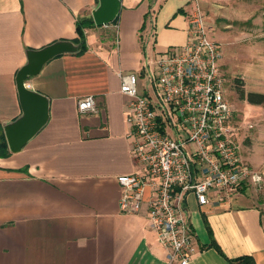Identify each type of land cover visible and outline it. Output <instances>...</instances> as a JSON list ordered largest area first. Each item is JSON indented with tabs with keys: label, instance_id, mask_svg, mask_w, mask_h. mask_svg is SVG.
I'll return each mask as SVG.
<instances>
[{
	"label": "crops",
	"instance_id": "1",
	"mask_svg": "<svg viewBox=\"0 0 264 264\" xmlns=\"http://www.w3.org/2000/svg\"><path fill=\"white\" fill-rule=\"evenodd\" d=\"M97 0H0V133L20 113L14 74L28 49L72 43L75 20ZM191 0H119L115 17L82 27L84 49L44 61L24 79L47 98V118L16 151L0 156V264H165L145 214L118 209L117 174L138 168L124 121L118 71L137 72L166 45L185 41ZM91 94L95 110L80 112ZM3 135V133H2ZM4 139V136H3ZM5 141V140H4ZM241 156L261 175L222 200L183 205L193 236L190 264H229L249 254L264 264V148ZM221 252L208 245L211 240Z\"/></svg>",
	"mask_w": 264,
	"mask_h": 264
},
{
	"label": "built area",
	"instance_id": "2",
	"mask_svg": "<svg viewBox=\"0 0 264 264\" xmlns=\"http://www.w3.org/2000/svg\"><path fill=\"white\" fill-rule=\"evenodd\" d=\"M221 51L207 33L201 12L187 17L186 38L167 46L144 64L147 87L137 72L118 71L119 91L127 99L130 154L138 168L115 176L118 209L145 214L165 250V264H190L193 236L183 202L222 200L243 182L259 186L260 173L241 156L224 91ZM80 112L95 110L91 94L77 99Z\"/></svg>",
	"mask_w": 264,
	"mask_h": 264
},
{
	"label": "rangeland",
	"instance_id": "3",
	"mask_svg": "<svg viewBox=\"0 0 264 264\" xmlns=\"http://www.w3.org/2000/svg\"><path fill=\"white\" fill-rule=\"evenodd\" d=\"M191 1L221 51L224 91L234 109L232 124L241 153L254 143L253 155L262 159L264 105L238 98L236 87L264 92V0Z\"/></svg>",
	"mask_w": 264,
	"mask_h": 264
},
{
	"label": "water",
	"instance_id": "4",
	"mask_svg": "<svg viewBox=\"0 0 264 264\" xmlns=\"http://www.w3.org/2000/svg\"><path fill=\"white\" fill-rule=\"evenodd\" d=\"M118 6L119 0H97L96 7L90 12L93 23L100 25L111 21L117 13ZM78 48L79 42L72 43L66 39H59L26 51V61L14 74L20 113L2 126V133L9 151L18 150L46 121L48 115L46 96L26 87L23 83L24 79L35 74L42 63L52 56Z\"/></svg>",
	"mask_w": 264,
	"mask_h": 264
},
{
	"label": "trees",
	"instance_id": "5",
	"mask_svg": "<svg viewBox=\"0 0 264 264\" xmlns=\"http://www.w3.org/2000/svg\"><path fill=\"white\" fill-rule=\"evenodd\" d=\"M88 25H93V21L90 16H81L79 18H76L75 20L74 27L76 36L73 38V41L79 42V48L76 50V52L84 49L82 27ZM236 93L238 98L240 99H245L246 101H249L251 103H261L264 105V92L244 90L241 86H237ZM8 153L9 150L7 149L2 133H0V156H5ZM208 245L213 246L218 252H221L220 248L213 239L208 242ZM226 260L229 264H256L252 256L246 253L239 254L232 258H226Z\"/></svg>",
	"mask_w": 264,
	"mask_h": 264
}]
</instances>
